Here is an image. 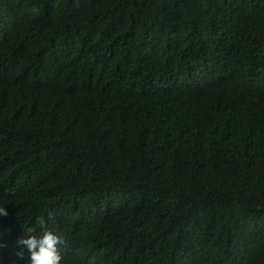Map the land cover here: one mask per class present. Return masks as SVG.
Instances as JSON below:
<instances>
[{
  "label": "trees",
  "instance_id": "16d2710c",
  "mask_svg": "<svg viewBox=\"0 0 264 264\" xmlns=\"http://www.w3.org/2000/svg\"><path fill=\"white\" fill-rule=\"evenodd\" d=\"M0 206V264H264V0H0Z\"/></svg>",
  "mask_w": 264,
  "mask_h": 264
},
{
  "label": "clouds",
  "instance_id": "9594fccd",
  "mask_svg": "<svg viewBox=\"0 0 264 264\" xmlns=\"http://www.w3.org/2000/svg\"><path fill=\"white\" fill-rule=\"evenodd\" d=\"M8 215L6 207L0 206V217H7ZM48 219H54L50 212L48 213ZM37 223H39L42 230L41 235L37 236L29 232L17 241L18 245L26 248L29 254L30 258L27 264H61L63 257L60 254L59 246L64 243L63 237L50 230L47 221L43 217L37 218ZM0 247H6V245H0ZM23 248L16 253L17 258L21 260L24 259Z\"/></svg>",
  "mask_w": 264,
  "mask_h": 264
}]
</instances>
